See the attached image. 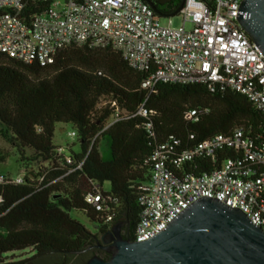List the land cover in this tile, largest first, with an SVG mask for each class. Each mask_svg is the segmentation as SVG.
<instances>
[{
  "label": "trees",
  "instance_id": "obj_1",
  "mask_svg": "<svg viewBox=\"0 0 264 264\" xmlns=\"http://www.w3.org/2000/svg\"><path fill=\"white\" fill-rule=\"evenodd\" d=\"M152 2L164 17L182 0ZM48 6L28 0L22 16ZM145 77L110 47L71 45L47 66L0 54V137L20 161L39 166L37 173L26 171L22 183H0V264H76L94 254L108 259L104 251L87 248L125 219L133 222L125 237L134 238L143 187L152 171L149 159L158 144L177 142L176 149L183 151L235 127L250 136L263 134V112L234 90L205 82L158 83L147 89L142 87ZM142 104L149 112L146 116L138 113ZM189 110L196 111L192 118H187ZM60 122L71 124L80 147L74 152L65 145L74 160L71 172L67 166L55 168L63 157L53 142ZM100 136L108 138V160L99 151ZM5 158L0 149V163ZM46 163L54 167L38 180ZM202 163L199 168L191 163L183 168L206 173L218 167ZM104 182L110 183L109 190H103ZM95 184L109 198L101 211L85 201ZM72 210L83 212L95 223L96 232L72 218ZM83 249L87 250L71 253Z\"/></svg>",
  "mask_w": 264,
  "mask_h": 264
},
{
  "label": "built area",
  "instance_id": "obj_2",
  "mask_svg": "<svg viewBox=\"0 0 264 264\" xmlns=\"http://www.w3.org/2000/svg\"><path fill=\"white\" fill-rule=\"evenodd\" d=\"M33 1L49 6L22 16L28 0H0V54L47 66L71 45L110 47L130 67L146 74L143 88L153 89L158 83L219 85L246 96L264 114V55L239 23V15H245L242 0H185L177 13L182 17L180 27L172 26L171 16L162 23L150 4L153 0ZM138 113L149 112L142 104ZM195 114L189 110L187 118ZM69 134L76 136L74 130ZM175 144L160 143L150 156L152 171L143 187L133 240L144 241L162 232L202 197L240 209L264 232V131L254 137L235 127L183 151ZM66 149L58 146L63 157L55 168L67 166L71 172L74 160ZM203 161L218 167L206 173L183 168L190 163L199 168ZM45 166L38 180L54 164ZM24 176L12 179L0 174V183H22ZM107 199L99 184L85 194V201L99 211L107 208Z\"/></svg>",
  "mask_w": 264,
  "mask_h": 264
},
{
  "label": "water",
  "instance_id": "obj_3",
  "mask_svg": "<svg viewBox=\"0 0 264 264\" xmlns=\"http://www.w3.org/2000/svg\"><path fill=\"white\" fill-rule=\"evenodd\" d=\"M184 1L168 16L177 14ZM241 10V27L264 55V0H242ZM123 223H115L87 248L108 252V259L94 254L84 264H264V232L240 209L216 198L198 199L144 241L124 237Z\"/></svg>",
  "mask_w": 264,
  "mask_h": 264
},
{
  "label": "rangeland",
  "instance_id": "obj_4",
  "mask_svg": "<svg viewBox=\"0 0 264 264\" xmlns=\"http://www.w3.org/2000/svg\"><path fill=\"white\" fill-rule=\"evenodd\" d=\"M172 18V26L180 27L182 25V17L178 14L171 16ZM169 17H161L162 23H168ZM187 28L191 27L190 23L186 24ZM72 130V126L69 123H57L55 126L54 139L53 142L56 145H70L74 152H79L80 147L76 137L70 136V131ZM98 148L105 160L110 159L111 150L109 146V141L106 136H100L98 139ZM0 149L2 150V154L6 156L5 160L0 163V174L8 175L12 179H16L18 177H23L26 171H34L38 172V165L31 164L30 162H22L20 161L17 153L11 147L9 143H7L3 138L0 137ZM30 153V152H29ZM32 180H35L32 175H29ZM103 190L110 189V183L104 182L102 185ZM70 215L72 218L78 220L82 223L86 228H88L92 232H96L95 223H93L83 212L72 210L70 211Z\"/></svg>",
  "mask_w": 264,
  "mask_h": 264
},
{
  "label": "flooded vegetation",
  "instance_id": "obj_5",
  "mask_svg": "<svg viewBox=\"0 0 264 264\" xmlns=\"http://www.w3.org/2000/svg\"><path fill=\"white\" fill-rule=\"evenodd\" d=\"M124 223H123V225H122V227H121V234L125 237V236H129L130 235V233L132 232V229H133V222L131 221V220H129V219H125V220H122ZM119 222V221H118ZM117 223V222H116ZM101 235L102 234H99L98 236H97V239H99L100 237H101ZM97 239H95V241H94V243H93V245L94 244H96L97 243ZM93 250H102V249H98V248H92ZM102 251H104V250H102ZM108 256L110 255L108 252H106V251H104ZM78 255V254H77ZM86 262V261H85ZM76 264H84L83 263V260L81 259V260H79V262L78 263H76Z\"/></svg>",
  "mask_w": 264,
  "mask_h": 264
}]
</instances>
